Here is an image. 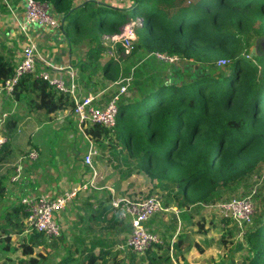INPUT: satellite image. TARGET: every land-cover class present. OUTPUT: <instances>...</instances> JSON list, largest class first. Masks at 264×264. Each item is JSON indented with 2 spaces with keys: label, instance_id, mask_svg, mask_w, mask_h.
<instances>
[{
  "label": "trees",
  "instance_id": "16d2710c",
  "mask_svg": "<svg viewBox=\"0 0 264 264\" xmlns=\"http://www.w3.org/2000/svg\"><path fill=\"white\" fill-rule=\"evenodd\" d=\"M108 1L82 2L80 10L67 9V25H62L63 16L57 28L58 34L67 37L66 42L98 45L89 50L88 62L80 66L83 79L101 78L95 92L105 90L108 81L131 78L128 93L119 100L120 115L113 133L94 125L85 134L97 145L101 157L109 154L108 163L114 169L125 168L128 175L144 174L156 182L154 189L165 208L195 211L235 200L240 189L246 196L237 199L254 193L255 212L241 228L245 253L238 264H264V0H122L126 2L123 7ZM53 3L54 10H64L62 0ZM139 18L142 25L133 29L136 42L129 56L103 64L105 48L97 42L95 28L100 37L114 36ZM253 48L257 53L251 57ZM154 53L174 62L158 60ZM221 60L226 61L225 68L218 66ZM13 76L14 70L0 57V83ZM115 93H106L105 100ZM12 98L18 105H26L30 114L73 112L72 98L35 74L21 78L10 101ZM21 119L7 117L3 136L8 141L0 154L12 142ZM70 122L64 128L77 127L78 133V125ZM28 155L24 159L29 160ZM39 162L40 158L29 167L35 168ZM26 215L22 203L6 213L0 227V252L18 250H11L10 241L13 234L25 231ZM111 220L122 221L116 216ZM223 223L238 228L232 221ZM30 240L33 244L24 241L19 246L27 262L49 264L43 253L41 260L31 258L33 245L44 248L49 240L36 233ZM152 249L147 251L148 264L172 263L168 248L160 244ZM89 258H93L92 249ZM134 259L131 253V264Z\"/></svg>",
  "mask_w": 264,
  "mask_h": 264
},
{
  "label": "crops",
  "instance_id": "0c3cea01",
  "mask_svg": "<svg viewBox=\"0 0 264 264\" xmlns=\"http://www.w3.org/2000/svg\"><path fill=\"white\" fill-rule=\"evenodd\" d=\"M46 1L51 5H55L53 3L55 0ZM113 1L114 0H110L108 2L111 4H120L119 7H123L125 3L128 2V0H125V3L122 2V0ZM82 2L85 1L62 0L64 10L57 11L54 7L55 11L53 6L50 5L51 11L55 13L53 16L58 20L63 16L66 18V14L69 13H67V9L78 8L77 10H80L82 8ZM16 18L19 19V22L24 20V0H6V3L0 0V57L4 58L5 64L15 70L22 59L23 48L25 45L32 44L43 59L55 65L62 66L63 68H67L74 73L76 76L77 94L79 96L98 95L102 103L107 101L105 100V90L107 89L94 91V86L101 82V78L92 77L91 80L88 78L83 79V74L80 72L81 64L88 62L87 54L89 50L93 47L97 48L98 45L84 44L82 42H77V40L74 44L68 41L66 42L67 37L62 33L58 34L59 30L57 28L40 29L36 26H32L28 38L18 32ZM67 23L68 18L63 21L62 25H67ZM63 27L60 29L63 30ZM73 37L74 35L70 36V38ZM106 37L111 39V37L114 36L105 35L104 39ZM104 45L101 43V46L106 50L108 46L106 44ZM119 45L120 44L115 42L111 49L107 51V55L104 51L102 56L103 64L112 59L108 54L112 50L116 56H122L121 59L126 58L123 56L125 49L120 45L121 48ZM77 51H80L82 55L77 56ZM37 66L40 70L43 68L45 69L41 61L38 62ZM60 75L67 77L65 72H62ZM2 95H0V101ZM9 105L10 107L13 106V100H11ZM16 106L20 109V105L15 102L14 107ZM6 107L2 112L6 111ZM11 110L12 109H8L7 113L10 114ZM48 116L51 117L50 115ZM29 118H31V115L27 117V119ZM22 120L23 119H21L20 123L17 125L16 130H18ZM61 125V128H64V121H62ZM74 128L76 129L77 127ZM5 131V124L2 126L0 120V135L3 136ZM82 133L85 136L78 133V137L84 140L82 141L84 149L89 147L87 150H84L85 153L83 156L73 159L68 158L66 154L64 156H58L56 152L57 157H54L55 163H51L50 157L48 159H42L40 156L41 162H39L35 168L29 167L33 161L24 159L27 154L20 155V152L17 150V144L13 142L14 139L12 138V142L8 144L4 152L0 154V227L5 224L4 217L6 213L10 211L12 207H19L22 199L28 194H48L51 197H57L69 186L64 185V183L68 182L74 186L78 183H89L95 180V188L93 190H88L85 194L81 192L79 194L80 197L68 204L63 212L56 215V221L62 226L61 236L57 238L55 242L51 243V241H48L44 248H36L35 245H33L32 256L34 257L37 249H46L47 252H50L51 249L56 248L59 252L63 251V255H65V258L57 264H80L81 261L82 264H89V262L101 264L104 261H106L107 264H113L116 259H118V262L121 264H131V254L126 255L124 253L126 250H122L131 231L130 223L126 221H120L119 223L110 222L113 216L111 215L112 209L110 207V202L113 196L125 197L129 195L134 197L138 195L137 190L142 191L144 189L141 187L140 182L143 174L128 175V170L125 168L114 169L112 165L108 163L110 161L109 154H104L101 157L97 145L85 134V130ZM91 147L96 148L95 150H98V152L96 156H93L91 165H88L85 163L84 159ZM36 150L41 151L39 145L35 150H31V152L35 151L38 155ZM37 161H39V158ZM52 168L54 171L51 172ZM18 169L21 170L20 176L17 181L13 182L12 179L17 175ZM26 169L27 171H25ZM59 169H61L62 173H59ZM68 171L72 172L71 176H69ZM94 174L97 176L96 178H94ZM53 175L56 177L52 178ZM73 175H75V177H72ZM169 208H171L170 212H161L154 216L147 223V228L160 235L163 249H169L175 245V258L173 257L174 261L171 260V264H224V259L221 263L215 256L214 260L216 262L213 259L207 261L210 256H213L212 253H209L210 249L208 245L205 243L201 244L199 242L202 240L201 235L192 234L189 230V226L192 224H187V221H193L192 217L195 214L194 210L185 211L170 206ZM223 224L224 228L226 226L228 227V224ZM17 236L13 235L10 241L12 243L11 250L18 249L15 253L21 251L19 246L22 242L26 241L29 245L33 244L30 238L26 239V237H23L19 241V245H16L12 240H19V237L16 238ZM0 241H2L1 238ZM200 248L203 252L198 251L201 250ZM90 249L93 251L92 259H88ZM116 251H120L118 253L119 256ZM2 252L7 254V251ZM8 254H11V252ZM44 255L47 258V255L49 256L51 254ZM112 255L116 257L111 259ZM121 256L122 258L119 259L118 257ZM0 259H2L1 252ZM24 259L25 257L22 255L16 261L19 263ZM225 263L227 264V261H225ZM49 264H54V262H49Z\"/></svg>",
  "mask_w": 264,
  "mask_h": 264
},
{
  "label": "built area",
  "instance_id": "2783aa9c",
  "mask_svg": "<svg viewBox=\"0 0 264 264\" xmlns=\"http://www.w3.org/2000/svg\"><path fill=\"white\" fill-rule=\"evenodd\" d=\"M6 3V0H3ZM96 4H104L107 0H84ZM18 32L29 38L30 29L36 26L40 29H54L59 27V20L51 13V7L47 2L38 0H24V20L19 22L16 18ZM141 25H139L140 27ZM135 34L130 25H126V30L116 38L125 52L123 56H129L132 45L135 41ZM110 58L115 61L122 56H116L114 51L108 53ZM158 60L172 63L173 58L162 54H153ZM41 61L45 69L38 70V62ZM226 65L225 60L218 63L219 67ZM62 72L67 77L60 75ZM27 74H35L38 78L48 82V84L59 93L68 94L73 100V114L80 131L84 132L89 126L99 125L112 133L117 125L120 115L119 100L128 93L131 78L121 79L116 82L117 90L109 101L101 102L98 95L79 96L77 94L76 76L74 73L62 66L55 65L43 59L37 52L34 45H25L22 52V59L14 70V76L0 84V90L6 95L13 96L21 78ZM7 138L0 135V150L7 143ZM91 147L85 163L91 165L93 156L97 155L98 150ZM29 159L35 161L38 157L35 151L29 154ZM21 170H17V175L12 179L17 181ZM97 176L94 174V178ZM88 186L94 188L91 183H78L64 190L57 197L48 194L27 195L21 203L27 212L25 218L26 232L29 234H40L49 241L61 236L62 226L56 221V215L63 212L67 205L72 203L82 191H87ZM254 193L243 199L232 201L217 202L205 206L207 210L218 214L221 220H229L238 225L241 229L245 223H250L255 212L253 201ZM113 216L122 221L130 223L131 231L126 239L125 249L134 255L143 256L154 246L162 244L161 237L147 228V223L161 212H170L171 208L162 205L159 196H149L144 199H131L128 197L113 196L111 200ZM171 260L174 261L170 255ZM176 264V263H173Z\"/></svg>",
  "mask_w": 264,
  "mask_h": 264
},
{
  "label": "rangeland",
  "instance_id": "374dc122",
  "mask_svg": "<svg viewBox=\"0 0 264 264\" xmlns=\"http://www.w3.org/2000/svg\"><path fill=\"white\" fill-rule=\"evenodd\" d=\"M126 25L120 29L119 34L114 35V37H111V39L108 37H106L104 39L105 35H102L100 37L99 28L98 27L95 28L94 34H95L96 38L98 37V35L100 37V38L98 37L97 42H101L102 45L106 44L108 46V48L105 50V54L107 53L108 50L111 49L113 44H115L116 38H118V36H120L126 30ZM128 25H130L131 29L133 30L134 28L139 27V25H142V21L139 18L135 21H130L128 23ZM70 34H72V30L70 31ZM134 42H136V39ZM132 47H133V45H132ZM81 55H82V53L79 51L77 56H81ZM118 61H121V59H119ZM225 66H223V67L225 68ZM106 84H107V87L105 88V89H107V90H105L106 93L111 92V94H113L117 90L116 81L115 82L114 81L113 82L108 81V82H106ZM101 87H103V86H101ZM0 95H2L1 101H0V111H1L0 120H1L2 126L5 124V122L7 121V117L10 115L23 118L18 130H16V133H14V136H13V139H14L13 142L15 144H17V148H18L17 150H18V152H20V155L21 154H29L31 152V150H33V149L35 150V148H36L35 145L36 146L39 145L41 148V151L36 150L38 152L37 158H40V156H41L42 159H44V158L48 159L49 157H51V155L54 154V153L51 154V149H50L51 141L53 139H54L53 150L54 149L56 150L55 151V157H57L56 152H57L58 156H62V155L64 156L66 154V156L68 158H73V159L84 155L85 152H84V146L82 143V141H84V140L81 137H78L79 134H81L83 136L82 132L79 131L78 132L79 134H78L77 132H75L73 127L61 128L62 127V125H61L62 121H64V123L68 121L67 124H70L71 123L70 120H71L73 123V126L76 124L75 123L76 119L73 116L72 111L70 112L67 110V111L57 112L56 114L50 115L51 117L45 115L43 112H39V113H37V115H32L29 113L30 110L24 104H21L19 106L20 109L18 108V106L14 107L15 102H14L13 98H12L13 106L10 107V105H9L11 103L10 96L6 95L4 91L0 90ZM110 96H112V95H110ZM7 105H9V106H7ZM5 107H6V111L2 112ZM8 109H12L10 111V114L7 113ZM29 115H31V118L27 119V117ZM71 136H73V138H71V140H70ZM75 145H76V147H75ZM61 149H62L63 154L60 153ZM78 150L81 151V153H79ZM73 154H75L76 156ZM36 160H38V159H36ZM50 161H51V163L52 162L55 163L53 156L51 157ZM59 170H60L59 173H62L61 169H59ZM52 171H54L53 168L51 169V172ZM71 173L72 172L68 171L69 176H71ZM53 177H56V176L53 175ZM72 177H75V175H73ZM140 182H141V187H143L144 189L142 191L137 190L138 195H135L134 197L129 196V195H126L125 197L131 198V199H144L145 197H149V196H159V192L157 191V189H154L156 182H151L148 179V177H146L144 174L142 175ZM82 183H84V182H82ZM89 183L93 184L94 188H95V180L90 181ZM64 185H69L66 188H70L71 186H73L68 182L64 183ZM94 188H91L88 186L87 191H82V194H85L86 192H88V190L91 191ZM242 196H246L245 191L243 189H240L237 192V194L235 195L234 199L242 198ZM78 197H80V195H78ZM194 212H195V214L192 217L193 221H191V220L187 221V224L188 223L192 224L191 226H189V230L192 232V234L201 235L202 240L199 242L201 244H204V243L207 244L209 249H210L209 253L213 254V256H210L209 259H207V261H209L210 259L214 260V256H215V258H217V260L221 263L223 262V259H224L225 261H227V264H238L241 260L242 254L245 253L241 249L244 246V232H243V230L240 229L239 227L237 229H235L234 224H230V225H228V227L226 226L224 228L223 220L220 219L219 215L214 213L213 211L206 210L205 207L204 208L201 207L199 210L195 209ZM23 222H25V220ZM25 230H26V227H25ZM13 235L17 236V234H13ZM26 235H28V236H26ZM30 235L31 234L24 231L23 235L21 234V235H18L16 237V238L19 237V240L18 239H17V241L12 240V242L16 245H19V241L23 237H26V239H27V238H30ZM11 244L12 243L10 242V245ZM124 247L122 248V250H126ZM47 249H50V248H47ZM175 250H176L175 245L173 247L169 248V254L174 258H175ZM198 251L203 252L202 249L198 250ZM19 252H17V253L12 252L11 254H8V253H10V251H7V254H5L4 252H1L2 253V259H0V264H29V262H27L28 261L27 258L24 259V263H22V262L17 263L16 260L19 259L20 256H22L21 251H19ZM50 252H47L46 249H37L36 254L34 255V257L31 256V258H36V259L41 260L40 253L51 254L49 256L47 255L46 259L49 260V262H54V264L61 262V260L65 258V255H63V251L59 252L56 250V248L51 249ZM119 252L116 251L118 256H119V254H118ZM127 252L128 251L126 250V252H124V253L126 255L131 254V253H129V252L127 253ZM134 256H135V259H134L135 264H148L150 261V258L148 257L147 253L143 256H138V255H134ZM114 257H116V256L112 255L111 259ZM11 258H13V259H11ZM43 258H44V255H43ZM118 258L121 259L122 256L118 257ZM225 261H224V264H226ZM115 262H118V259H116ZM80 264H82V261ZM176 264H179V263H176Z\"/></svg>",
  "mask_w": 264,
  "mask_h": 264
},
{
  "label": "water",
  "instance_id": "95a60500",
  "mask_svg": "<svg viewBox=\"0 0 264 264\" xmlns=\"http://www.w3.org/2000/svg\"><path fill=\"white\" fill-rule=\"evenodd\" d=\"M255 54H256V48H253L250 56L253 57Z\"/></svg>",
  "mask_w": 264,
  "mask_h": 264
}]
</instances>
